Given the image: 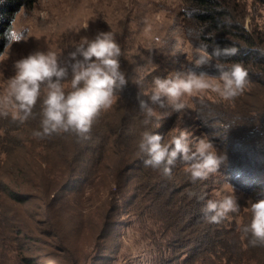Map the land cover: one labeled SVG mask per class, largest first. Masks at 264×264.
Masks as SVG:
<instances>
[{"label":"trees","instance_id":"16d2710c","mask_svg":"<svg viewBox=\"0 0 264 264\" xmlns=\"http://www.w3.org/2000/svg\"><path fill=\"white\" fill-rule=\"evenodd\" d=\"M232 1L183 0V12L193 23L192 39L207 44L209 52L216 45L237 48V55L222 62L228 68L241 62L249 81L264 93V37L245 27L231 10ZM37 2L0 0V58L18 14ZM252 3L264 10V0ZM113 35L128 84L94 122L89 139L33 137L39 103L24 123L15 110L1 120L0 264H38L37 256L58 264L61 255L71 264H118L129 228L148 264H264V246H250V237L241 231L251 219L246 201L264 198V100L257 110L245 109L241 115L223 102L192 98L183 112L145 126L139 100L158 112L169 110L152 105L144 93L177 56L166 40L145 46L133 34L132 22ZM177 124L199 127L227 157L217 173L193 183L179 161L171 177L144 165L146 157L138 150L141 133L167 134ZM225 186L240 211L218 224L204 221L206 200L222 199ZM84 235L86 246L75 250Z\"/></svg>","mask_w":264,"mask_h":264},{"label":"clouds","instance_id":"9594fccd","mask_svg":"<svg viewBox=\"0 0 264 264\" xmlns=\"http://www.w3.org/2000/svg\"><path fill=\"white\" fill-rule=\"evenodd\" d=\"M40 15L46 17L47 13ZM23 33L11 28L9 46L26 40ZM189 35L193 33L190 31ZM183 44V37L174 34L173 55L181 53ZM211 49L209 52V46L202 42L193 47V58L187 68L182 66L181 71L172 72L165 78H153L150 92L144 95L152 105L169 108L171 112H158L145 100H139L145 126L154 118L162 121L173 112H183L186 108L183 98L194 93L211 90L225 101L235 100L244 93L250 81L243 64L234 62L226 68L222 62L224 58L237 55L238 49L219 45ZM121 55V47L111 31L98 32L92 39L81 37L74 51L64 58L52 50L34 51L14 62L15 74L6 80L5 94L0 95V115L7 116V109L12 108L16 118L24 123L34 116L39 103V128L32 131L33 137L44 139L54 134H74L87 140L94 122L103 111L112 108L118 99L117 93L128 84L121 70ZM213 62L218 75L200 70L213 66ZM138 150L146 157L144 165L161 170L165 177H171L172 169L179 161L193 183L217 173L227 159L206 135L194 137L178 124L167 134L143 131ZM246 205L251 219L241 231L245 237H250V246H264V198H250ZM240 208L233 195L207 199L202 208V219L218 224L227 214L238 213Z\"/></svg>","mask_w":264,"mask_h":264},{"label":"rangeland","instance_id":"374dc122","mask_svg":"<svg viewBox=\"0 0 264 264\" xmlns=\"http://www.w3.org/2000/svg\"><path fill=\"white\" fill-rule=\"evenodd\" d=\"M230 7L245 27L264 37V10L260 6L254 5L252 0H234ZM183 9V0H38L33 8L22 10L16 18L14 28L23 31L27 39L13 43L0 58V95L5 94L6 80L15 74L14 62L17 60L37 50H52L64 58L74 51L81 37L92 39L101 31H111L113 34L123 30L127 23L131 25V22L133 34L140 41H145V46L159 45L157 40H166V44L173 50L174 34L181 35L184 39L182 51L176 54L175 65L165 69L163 78L172 72L181 71L182 66H189L193 58V47L200 44L192 39L193 23L188 21ZM41 12L47 13V16L41 17ZM190 31L193 33L191 36ZM214 63L213 66H205L200 70L212 76L218 75ZM192 98L200 101L217 100L231 105L239 114L245 115L240 112L249 108L257 110L261 106L264 93L250 82L244 93L235 100L225 101L211 90H204L184 97V103ZM167 111L171 112V109ZM7 112V116L0 115L1 126L2 118L6 119L14 114V109L8 108ZM172 115L173 113L169 117ZM189 131L194 137L206 135L194 125L189 126ZM222 191L223 196L233 195L229 187H223ZM36 206L39 204L36 203ZM125 233L124 248L121 251L122 256L117 258L118 264H148L144 250L136 244L135 233L131 228L126 229ZM87 242L85 235L82 236L74 243L75 250L84 248ZM74 254L79 257L77 253ZM37 257L41 259L38 264H49L46 258ZM56 260L58 264H71L62 255Z\"/></svg>","mask_w":264,"mask_h":264}]
</instances>
